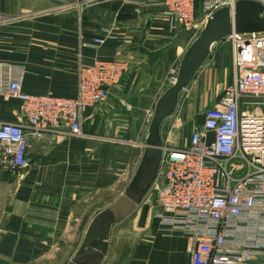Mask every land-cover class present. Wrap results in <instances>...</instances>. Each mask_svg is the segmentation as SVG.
I'll use <instances>...</instances> for the list:
<instances>
[{"label": "crops", "instance_id": "0c3cea01", "mask_svg": "<svg viewBox=\"0 0 264 264\" xmlns=\"http://www.w3.org/2000/svg\"><path fill=\"white\" fill-rule=\"evenodd\" d=\"M9 1L0 2V59L23 67L22 91L74 97L79 63L94 56L128 63L107 100L86 110L82 134L29 135V164L6 199L0 264H64L87 237L95 215L126 188L129 169L121 159L122 142L143 135L145 144L146 115L166 89L167 71L177 67L195 34L173 24L162 6L144 0H102L85 12L71 5L72 0H25L15 9ZM94 35L106 37L96 51L86 44ZM196 84L193 78L186 88V129L201 104ZM18 112L17 99L0 100V120L15 121ZM163 125L161 145H177L173 133L178 121L166 136ZM102 158L111 161V168L95 181V164ZM145 200L150 213L156 210L154 197ZM140 205L133 220L128 214L111 223L106 251L88 264H190L184 237L165 235L149 211L144 225H138ZM80 222L85 224L79 234ZM258 260L264 264V254Z\"/></svg>", "mask_w": 264, "mask_h": 264}, {"label": "built area", "instance_id": "2783aa9c", "mask_svg": "<svg viewBox=\"0 0 264 264\" xmlns=\"http://www.w3.org/2000/svg\"><path fill=\"white\" fill-rule=\"evenodd\" d=\"M102 0H72L79 10ZM184 31L200 30L224 6L238 0H144ZM264 6V0H253ZM106 37L86 43L95 51ZM231 79L184 145H162L151 184L154 210L165 235L184 237L190 264H261L264 254V32L232 31ZM128 63L92 57L75 70L74 97L22 91L24 69L0 59V100L15 98V121L0 120V177L29 164V135L67 131L82 134L86 110L104 102ZM177 67L171 69L170 82ZM186 89H183L184 91ZM152 116V112L149 115ZM151 119V118H150ZM145 146V145H144Z\"/></svg>", "mask_w": 264, "mask_h": 264}, {"label": "water", "instance_id": "95a60500", "mask_svg": "<svg viewBox=\"0 0 264 264\" xmlns=\"http://www.w3.org/2000/svg\"><path fill=\"white\" fill-rule=\"evenodd\" d=\"M232 31L238 33L264 32V6L253 0H238L233 11L224 6L215 10L206 20L198 34L190 42L179 61L174 82L157 98L148 125L142 160L123 193L109 206L101 210L87 228V238L82 242L70 264H87L102 256L107 248V239L112 222L128 215L146 195L148 188L139 190L143 163L159 159L162 153L161 126L163 121L177 109L179 96L186 89L198 70L209 57L213 45ZM138 225L143 226L149 204L143 202Z\"/></svg>", "mask_w": 264, "mask_h": 264}, {"label": "rangeland", "instance_id": "374dc122", "mask_svg": "<svg viewBox=\"0 0 264 264\" xmlns=\"http://www.w3.org/2000/svg\"><path fill=\"white\" fill-rule=\"evenodd\" d=\"M7 0H0L1 3L5 2ZM25 0H10L8 2V5H10L12 8L18 7L21 3ZM86 8V7H85ZM85 8H83V11L85 12ZM200 30H197L196 35L198 34ZM195 34V32H194ZM179 64V63H178ZM178 67V65H177ZM217 68V69H216ZM175 69V68H171ZM171 69L167 71L166 75V82H165V88L170 86L172 83L170 82L171 79ZM231 72H232V65H231V44L229 41L226 39H222L218 42H216L211 50V53L205 63L202 65V67L198 70L196 73L194 80H197V95L201 98V104L199 108L197 109V113L194 115V117L187 122L188 124V129L185 128V123L182 122V119L184 118V111H185V106L187 103V97H188V91L187 87L186 90L182 91L180 96H179V102L176 111L169 117H167L163 122V131H164V136L168 135V131L170 128V125L173 124L174 122L178 121V125L174 130L173 136H175V140L178 143L177 145L174 146H180L184 145L187 142V134L189 133V129L192 128L193 126H196L197 124L201 123L204 117L205 112L208 110V108L212 107L214 102H212L213 98L220 93L222 88L225 86L226 83H228L231 79ZM153 112V109L150 110L149 113H147L146 117V123L145 127H148L149 121H150V113ZM148 129V128H147ZM186 129V130H185ZM122 148L120 149V153H123L124 155H121V159L123 161H126V167L129 169L127 171L126 175V186L130 182L132 176L134 175L139 163L142 160V151L144 148V143H143V135L139 139L138 137H132L129 139H124L122 142ZM119 151V150H117ZM111 160H117L115 157L110 158ZM105 162V163H104ZM111 161L105 158H102L99 160L98 163L95 164V168L98 169V174L95 173V181L99 180L97 176L100 177L102 173L105 171H108L111 166ZM153 167L152 169L150 167L145 169L144 176L142 178V186L144 185L143 183L145 180L149 177L156 174V162H153ZM145 168V167H144ZM102 172V173H101ZM21 173L18 174H7L3 177H0V229L2 228V224H4L5 219H7V207H6V199L7 197L12 196V191L13 188L12 186L15 183L20 184L21 182ZM153 177V179H154ZM153 181V180H152ZM125 190L122 189L121 193H123ZM114 196H105V198L111 199ZM153 198V189L150 187L148 188V191L146 195L143 197L142 201H147ZM94 207H98L99 204L96 202V198L94 201ZM148 203V202H147ZM140 205V203L129 213V220H133L134 217L137 214V207ZM101 207V206H100ZM154 209H151V213L149 211V215H153ZM151 215V216H152ZM81 226H79V234L82 233V230L84 228L85 222H80ZM73 227H76L74 225ZM87 237L84 238V241ZM83 241V242H84ZM74 244V247L75 248ZM65 254V252H63ZM80 263V262H79ZM77 263V264H79ZM64 264H70V262Z\"/></svg>", "mask_w": 264, "mask_h": 264}, {"label": "flooded vegetation", "instance_id": "af4514ba", "mask_svg": "<svg viewBox=\"0 0 264 264\" xmlns=\"http://www.w3.org/2000/svg\"><path fill=\"white\" fill-rule=\"evenodd\" d=\"M153 162H156V168L158 167V159L157 158H153V159H150L148 162H146V163H143V172L141 173V175H140V181H139V184H138V187H139V190H142V189H146V188H150V186H151V184H152V180H154L153 179V177H154V175H152V176H149L146 180H145V182L143 183L144 185L142 186V178H143V176H144V172H145V169L146 168H148V167H150L151 169H152V167H153ZM145 167V168H144ZM89 263V262H88ZM87 263V264H88Z\"/></svg>", "mask_w": 264, "mask_h": 264}]
</instances>
